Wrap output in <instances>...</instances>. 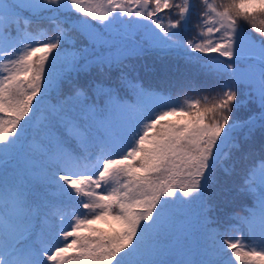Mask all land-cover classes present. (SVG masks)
I'll return each instance as SVG.
<instances>
[{"label": "snow or ice", "instance_id": "snow-or-ice-1", "mask_svg": "<svg viewBox=\"0 0 264 264\" xmlns=\"http://www.w3.org/2000/svg\"><path fill=\"white\" fill-rule=\"evenodd\" d=\"M202 3L0 0V264H264V0Z\"/></svg>", "mask_w": 264, "mask_h": 264}, {"label": "trees", "instance_id": "trees-1", "mask_svg": "<svg viewBox=\"0 0 264 264\" xmlns=\"http://www.w3.org/2000/svg\"><path fill=\"white\" fill-rule=\"evenodd\" d=\"M176 2H179V0H176ZM210 3H215L219 4L221 3V0H209ZM193 5H195V10L199 11L200 9L203 8V3L202 0H192ZM164 22L167 23L169 13L164 12L161 14ZM197 22V16L195 15V12L189 17L188 23L185 28V36L186 38H190L196 33V28L194 25ZM259 23V22H257ZM243 27L245 28L246 31L250 30L249 26L247 24H244ZM41 31H43V35H40L37 33V39H44L47 40L49 37H52L55 35L54 32L51 30H48L46 26H42ZM253 36H255L257 39L259 38V35L255 32L251 33ZM73 37V40L70 42V45L72 43L75 44L76 47H84V38L81 37L78 33H71L70 34ZM92 49L89 48V53H92ZM112 52H117L116 49H111V50H105L103 54H111ZM96 53L100 54V49H96ZM156 63L158 64L159 61H155L154 58L148 57L146 59H141L138 62V67L141 69L140 75L143 77L146 81V83H155V81L152 80V75H151V69L153 64ZM196 83L201 86L199 91H191L187 88H180V87H172L170 89L165 88V91L168 92L170 91L172 97L176 99L178 102H183L186 99L190 98H202L204 96H209L210 93L206 90L207 88L211 87L212 81L211 80H205L203 76L197 77ZM259 153H257V156ZM252 161H245V165L251 164ZM14 167L13 165L9 166ZM253 203V199L246 194L243 193H238L235 190H233L227 199L226 203H223L222 207H219L218 210L211 214V218L214 223L211 224L212 228H216L221 232V236L219 239H226V238H239L242 242L248 243L249 242V232L247 228L241 224L237 219H234V217L238 216H244L247 214L246 209ZM98 226L100 228H107L108 225L103 223V222H97ZM251 246V245H249ZM226 247V246H225ZM229 258L233 259L230 256L229 253Z\"/></svg>", "mask_w": 264, "mask_h": 264}, {"label": "rangeland", "instance_id": "rangeland-1", "mask_svg": "<svg viewBox=\"0 0 264 264\" xmlns=\"http://www.w3.org/2000/svg\"><path fill=\"white\" fill-rule=\"evenodd\" d=\"M111 54H117V52H112Z\"/></svg>", "mask_w": 264, "mask_h": 264}]
</instances>
